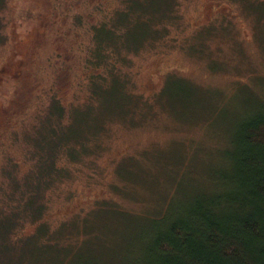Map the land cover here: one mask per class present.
I'll list each match as a JSON object with an SVG mask.
<instances>
[{
	"label": "trees",
	"instance_id": "1",
	"mask_svg": "<svg viewBox=\"0 0 264 264\" xmlns=\"http://www.w3.org/2000/svg\"><path fill=\"white\" fill-rule=\"evenodd\" d=\"M106 1L50 0L55 5L48 10V15L39 12L44 24L41 33L46 35L51 25L59 22L55 16H63V23L70 26L67 34H71L61 43L67 41L73 50L78 46L81 50L84 45L82 40L78 41L82 29L89 34L83 64L76 66L75 57L62 68L67 65L70 75L77 67L89 73L86 87L89 101L93 103L87 102L83 107L72 105L67 103L66 96L63 99L62 87L50 89L61 92V100L67 102L52 104L53 111L50 110L48 118L40 122L39 128H34L36 136H30L36 154L28 149L26 162L30 164L38 157L37 166L33 164L21 172L22 163L13 162L11 169L5 172L9 181L6 187H0L7 201L5 209L0 207V257L7 245L11 249L9 254H16L18 247L28 242L40 247L49 261H55L53 256L62 255L61 264H67L73 247L83 243L82 247L94 249L106 264H264V100H259L253 110L242 113L231 132L223 137L222 150L212 152L205 167L192 162L182 165L181 158L170 159V154L158 153L152 160L158 169L157 175L153 176L156 171L152 173L140 169L134 160L122 159L116 168L121 183L111 187L115 195L127 196L129 203L123 201L125 198L97 199L88 212L73 215L56 228L49 229L50 223L45 218L51 194L63 187L74 170L73 164H82L83 159L87 160L86 153L96 155L99 135L108 119L120 118L131 126L136 117H145V114L150 115L147 118L155 117L158 114L152 112L155 106H161L170 113L175 108L170 101L168 107L161 101L167 99L162 81L183 66L172 67V71H158L149 77L150 84L156 86L144 101L143 108L146 110L143 112L138 110L141 105L136 102L141 96L134 93L128 80L120 77L118 71L130 67L129 60L142 48L156 46L155 43L160 42L171 27L176 30L184 28L177 13L183 6V0H120V9L110 10L104 7L108 4ZM220 2L242 5L256 17L259 27L264 23V18L261 19L255 12L257 7L264 5V0ZM218 3L219 0H216V7L210 6L207 1L203 3L192 34L203 28L204 35L208 36L211 28L214 30L220 25L210 23V15L217 11ZM100 15L103 16L99 18ZM221 18L224 24L229 16ZM57 33L64 37V27ZM192 38L187 52L199 50L205 53L203 39L196 34ZM105 74L109 78L104 77ZM195 88L198 91L202 87ZM53 96L56 99L57 95ZM109 96L117 102L105 100ZM66 107L71 109L72 119L64 127L61 121ZM12 115V112L9 113L2 126L10 123ZM90 142H96L97 149L91 151L93 144ZM167 151L170 153V150ZM62 157H65L63 162L68 164L62 166ZM90 160L94 162L93 158ZM131 166L137 168V172H130L136 173L135 179L127 171ZM120 168H125L131 178H124ZM189 172L194 177L185 181ZM140 188L147 193L139 192ZM156 193L159 196H155ZM148 201L151 206L144 204V208L137 210V202ZM24 215H31L29 218L38 227L33 236L20 237L13 232L16 226L23 225ZM127 222L142 228L144 234L141 239L136 236L128 241L126 236H117V232H106L107 225L120 230ZM107 246L114 249L106 251Z\"/></svg>",
	"mask_w": 264,
	"mask_h": 264
},
{
	"label": "rangeland",
	"instance_id": "2",
	"mask_svg": "<svg viewBox=\"0 0 264 264\" xmlns=\"http://www.w3.org/2000/svg\"><path fill=\"white\" fill-rule=\"evenodd\" d=\"M205 1L210 6L216 7V0H183V6L177 13L181 19L180 24L184 23V28L176 30L175 27H171L168 34L162 36L160 42L155 43L156 46L149 49L142 48L141 52L129 60L130 67L118 71L120 77L128 80L134 93L141 96L136 102L141 105L138 110L143 112L146 110L143 108L144 101L151 95V91L154 92L151 89L156 86L150 84L149 77L154 76L158 71L162 72L165 69L172 71V67L183 66V69H175L171 76L167 75L162 81L164 96L167 99L161 101L167 107L169 101L174 105L175 108L171 109L172 113L165 111L161 106H155L152 110L153 113L158 112L155 117L147 118L150 115L142 113L145 117H136L137 120L131 126H127L120 118L108 119L105 123L106 127L100 132L96 155L90 156L91 152L86 153L87 160L83 159L82 164L81 162L73 164L74 170L63 187L51 194L50 208L46 211L45 218L50 223L49 229L56 228V225L71 219L73 215H82L83 211L88 212L97 199L125 198L123 201L129 203L130 199L126 198L127 196L119 194L122 197L120 198L115 195L111 187L121 183L116 168L122 159L134 160L140 169L152 173L156 171L153 176L157 175L158 169L152 160L158 153L170 154V159L181 158L182 165L192 162L194 165L205 167L212 152L222 150L223 137L231 132L242 113L253 110L259 100H264V23L259 27L256 17L245 10L244 6L235 3L230 6L229 3L222 4L219 0L217 11L214 10L210 15V23L212 25L220 23V25L214 30L211 28V34L208 36L204 35L203 28L195 31V34L199 35L206 44V52L201 53L199 50L196 51L197 53L187 52L191 47L189 44L193 42L192 36L195 35L192 34L193 24H198L197 14ZM52 2L2 0L0 4L1 188L7 186L9 180H6L5 172L11 169L13 162L22 163L21 169L19 168L21 172L33 164L37 166L38 157H35L30 164L29 161L26 162V154L30 152L28 149L36 154L30 136H36L34 128H39L40 122L48 118L50 110L53 111L52 104L65 102L66 100H63L65 96L68 101L66 102L72 105L83 107L87 102H91L86 87L89 73H86L82 67L79 69L75 67L76 70H72V75L67 70V65L75 57H77L76 66L79 63L83 64L90 39L89 34L86 29H82V34L78 37V41L80 39L84 42L81 50L78 49L79 46L73 50L67 41L61 43L71 34H67L70 26L63 23L61 14L55 16L59 22L51 25L47 35L42 34L44 24L39 12L48 15V10L55 5ZM106 2L108 4L104 7L109 10L120 9L122 5L120 0ZM255 12L263 19L264 5L257 7ZM101 16L103 15L99 18ZM227 16L229 18L223 24L224 19L221 17ZM63 27L65 36L61 37L57 32L63 30ZM130 36L132 38V33ZM46 57L50 60L47 61ZM63 64H67L64 69ZM104 77H107V74ZM196 86L202 88L197 91ZM61 87L62 100L61 92L50 90ZM53 95H57L58 100L53 98ZM105 100L111 103L117 102L111 96ZM23 109H26L25 112H22ZM11 112L13 115L10 123L2 126ZM65 112L61 121L64 127L69 125L72 119L71 109L66 107ZM61 128L64 131L62 126ZM95 143H89L93 144L91 151L97 149L98 144L95 146ZM167 150H170V153ZM92 158L94 162L90 160ZM63 160L65 157L61 159L62 166L68 164ZM133 165L136 166L135 163ZM124 169L119 170L124 178L129 179L132 175V179H135L136 173L130 172H137V168L131 166L127 170L131 175ZM193 177L194 175L189 172L185 181H190ZM138 191L147 193L144 188ZM155 196L159 194L156 193ZM6 204L7 201L0 191V207L5 209ZM144 204L149 205L150 201L137 202V210L144 208ZM30 216L24 215L23 225L16 226L13 230L17 236L29 237L37 232L38 227L32 223ZM106 232L110 234L117 232V236H126L128 241L136 236L141 239L144 234L141 227L128 222L120 227V230L107 225ZM63 242L64 239L61 244ZM67 243L68 241L65 245ZM24 244L18 247L19 252L16 254L13 252L9 254L8 251L11 249L7 245L0 257V263L17 264L22 261L23 264H61L63 262L62 255L53 256L52 259L55 261L52 262L47 255L42 254L44 251L35 246L36 244L28 242ZM82 246L83 243L73 247L67 264H106L105 259L99 258L94 249ZM107 247L106 251L114 249L112 246ZM19 256L21 258L16 260L15 258ZM105 257L109 258L107 255Z\"/></svg>",
	"mask_w": 264,
	"mask_h": 264
}]
</instances>
